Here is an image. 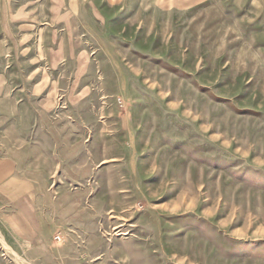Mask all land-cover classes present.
I'll return each instance as SVG.
<instances>
[{
	"label": "rangeland",
	"instance_id": "1",
	"mask_svg": "<svg viewBox=\"0 0 264 264\" xmlns=\"http://www.w3.org/2000/svg\"><path fill=\"white\" fill-rule=\"evenodd\" d=\"M5 146L0 264H264V0H0Z\"/></svg>",
	"mask_w": 264,
	"mask_h": 264
},
{
	"label": "crops",
	"instance_id": "2",
	"mask_svg": "<svg viewBox=\"0 0 264 264\" xmlns=\"http://www.w3.org/2000/svg\"><path fill=\"white\" fill-rule=\"evenodd\" d=\"M5 147L0 149V214L5 215L7 221H12L14 226L12 228L15 230L12 231L13 235H24L23 231H20L19 224L14 220L23 211L33 218L32 201L23 202V198L37 187V182L26 177L30 164L28 156L26 157L18 148ZM21 204H23L22 208Z\"/></svg>",
	"mask_w": 264,
	"mask_h": 264
},
{
	"label": "bare ground",
	"instance_id": "3",
	"mask_svg": "<svg viewBox=\"0 0 264 264\" xmlns=\"http://www.w3.org/2000/svg\"><path fill=\"white\" fill-rule=\"evenodd\" d=\"M0 238L2 239V242H3V244H4V247H5V249H7V250H9V251H11L12 252V254L14 253L15 255H16V257L18 258V259H20V260H24V259H22L17 253H16V251L5 241V239H4V237H3V235H2V233H1V231H0ZM8 251V252H9ZM16 259V258H15ZM25 263V262H24ZM28 263V262H27ZM23 264V263H22ZM26 264V263H25ZM30 264V263H29Z\"/></svg>",
	"mask_w": 264,
	"mask_h": 264
}]
</instances>
